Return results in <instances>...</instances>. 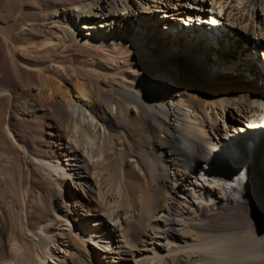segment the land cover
<instances>
[{
	"label": "bare ground",
	"instance_id": "6f19581e",
	"mask_svg": "<svg viewBox=\"0 0 264 264\" xmlns=\"http://www.w3.org/2000/svg\"><path fill=\"white\" fill-rule=\"evenodd\" d=\"M157 11L173 41L210 53L218 50L210 40L223 41L238 56L220 57L207 74L185 56L168 59L149 48L164 45L153 36ZM216 23V34L203 33ZM81 26L90 36L80 38ZM240 33L257 43L252 51L264 49V0H0V57L17 89L0 85V264H264V133L246 129L264 116L263 52L254 69ZM20 67L46 92L24 82ZM73 102L105 129L98 148L108 162L119 149L125 156L124 181L116 177L107 195L97 187L98 199L79 183L78 193L60 180L47 189L59 168L45 162L65 155L79 125L92 148V124L72 118ZM16 117L45 125L42 137L23 135ZM19 153L49 169L25 166ZM102 165H91L95 186ZM91 223L120 225L137 250L120 252L116 238L113 250L86 246Z\"/></svg>",
	"mask_w": 264,
	"mask_h": 264
},
{
	"label": "rangeland",
	"instance_id": "374dc122",
	"mask_svg": "<svg viewBox=\"0 0 264 264\" xmlns=\"http://www.w3.org/2000/svg\"><path fill=\"white\" fill-rule=\"evenodd\" d=\"M192 2H193V0H190V3H192ZM155 14H156L158 21L155 25V28H154L155 30H154L153 36H155L156 38L163 41L164 45H160L159 43L156 42L157 39H155L152 41V43H150L149 48L165 54L168 57V59L181 60L182 59L181 57L185 56L186 59L193 65L194 68H198V70L204 71L207 74V73H209V70L213 69L212 66L214 65V63H216V61L218 62L220 60V57H223L224 60H226V62H228L229 60H231V58L235 57L236 55L238 56V50L239 49L236 48L237 46H235L236 49H234L231 52L232 47L226 48L225 45H222L223 41H213V40L209 41L210 45L213 44L215 47H218V50H214L212 48L214 50L213 53H210L208 47L201 45V44L197 45V44H193V43H191V44L188 43L189 44L188 45V44L184 43L185 44L184 45L183 43L178 42L177 39H176V41H173L174 39L170 38L171 34L169 33L168 25L165 23L166 18L164 19L161 17V15H162L161 12H156ZM174 23H176L178 25L180 24V27L182 29H184L183 25H181L180 20H175ZM196 27L198 28V27H200V25H196ZM88 30L82 26L79 27L78 31L80 33L79 34L80 38L90 36L91 31H88ZM129 31L131 32V30H129ZM164 34H166V35H164ZM172 36H173V34H172ZM253 42H255V41H253L250 38V36L245 35L244 33H240V39L238 41L239 46L242 44L244 46L245 50H249V51L251 50L252 51V48L254 47L253 45L257 44V43H253ZM203 47L208 49V50L204 51L202 49ZM172 48H176L177 51L175 53H173V51H171ZM199 52L202 53V55L201 54L197 55V53H199ZM209 54H210V57L208 58L207 55H209ZM258 54H259V51H257L256 54H254V52L252 51V57H253L254 62H253L251 67H253V68L254 67L258 68V67H256V63H257L258 58H259ZM19 70L21 71L20 74H21L24 82L30 84L31 86L37 85L41 88V90L43 92H46L45 80L39 78L36 75L26 73L25 71L22 70V68ZM220 78L229 80L230 82H233L229 78V76H226V74L220 76ZM234 78H236V77H234ZM0 85H1V87L5 88L6 90H10L12 92L14 90L15 91L17 90V89H14L15 85H14L13 80L5 72V66L1 60V57H0ZM252 87L254 88L253 85H252ZM253 88H252V90H253L252 92H254ZM25 93L26 92L24 91V93H23V90H22L21 94H19L20 96L19 95L17 96L18 102H22L24 100V98L26 97ZM253 94H255V93H253ZM73 98L76 99V95H73ZM71 103H70V105H68V107L67 106L66 107L71 112L72 118L77 120L79 124L82 121V123H81L82 125H84V123H88V122H91V124H92L95 137H94V141L92 144L91 151L86 152L85 146L83 147V145L80 142L81 137H82V133H83V131H82L83 126L78 124L79 126L77 128H75L73 135L70 136L68 139H66L67 145H66V149H65V155L62 156L61 159H59L58 161H53L50 163L45 162V163H48L49 164L48 165V164H45L44 162H42L40 160L34 159L30 155H28L27 158H25L22 153H19V155L22 157L25 166L27 165V163L29 161H32L35 165H37L43 169H46V170L49 169L48 167H46L47 165L48 166H50V165L51 166H57L59 168L55 172H52L51 170H49L51 172L52 176L50 175V179L48 177L49 182L47 181V189L50 192L57 190L56 180H58V181L60 180V181H63L64 183L67 182L69 184V187H70L72 193H78L79 192V190H80V185H78V183H79L82 185L83 189L88 191L95 199H98L97 187L100 188L102 192H104L103 194L107 195V193L110 192V189H111L110 188V186H111L110 182L115 183L116 177L118 178V177L123 176V177H121V179L124 181V179H125L124 176H126V174H125L126 173L125 172V169H126L125 156L123 154V151L121 149H119L118 150L119 153L117 152L118 157L116 155L113 158V160H115V161L112 160V161L108 162V159H106V158L109 157V154L108 153L105 154V148H103L104 150L102 149L101 152L99 151V148H98L101 145H103V143L105 141V132H104L105 129L98 123L96 118H94L90 114H87V112L83 111L86 108V106H84V104L81 105V103H78V102L77 103L73 102V104H71ZM41 108L43 110H45L44 107H41ZM37 112L40 113V112H42V110H39ZM3 115H4V113H0L1 117ZM84 115H86V116H84ZM14 121L16 122V125L18 126L20 132L22 131L21 133L23 135L30 137V138H34L35 140L42 137L43 132L46 129L45 125H43L42 123H40L36 119L35 120L34 119H23L21 117H16ZM83 121H85V122H83ZM72 139L76 140L75 143H73ZM33 148H34V151L36 153L39 151V148L37 146L33 145L32 149ZM4 150H5V147L3 146V144L0 143V152L3 153L2 151H4ZM120 152H122V153H120ZM92 164H100V165L104 164V165H102V168L100 170L102 173V174H100L102 176L101 180L99 178H97L99 180L96 181V185H98V186H95L93 183V180L95 179V174L91 169ZM23 170H25V168H23ZM23 172H25V171H23ZM117 180H119V179H117ZM100 183H102V184H100ZM100 185L103 187H101ZM153 192L154 191H152V193ZM110 210H112V209H110ZM110 210H109V212H110ZM101 213L102 214H100V217L104 220L107 219L108 212L105 211V212H101ZM219 213L224 214L223 212H219ZM228 216H231V215L229 214ZM236 216L239 217L240 215L236 214ZM78 217H81V216L78 215ZM217 217H218L217 214H212V218H217ZM93 224L94 223L89 224L88 231L81 235L82 241L86 244V246L90 247V246H92L90 243H93V244L97 245L98 247H101V248L109 251L111 249L112 250L114 249V246L117 244L116 240H118L120 252L121 251H126V252L133 251V252H135L137 250L136 246H134L130 243L127 244L128 243L127 239L125 237H123L122 232H121L123 228L120 225L112 224L108 230V229L102 228L101 224L100 225H95V224L93 225ZM97 224H99V223H97ZM67 225L70 228H73L74 230H82L83 229L82 227L74 225L73 223H70V224L67 223ZM94 226H96L95 229H93ZM48 229H50V231L53 230L52 227H48ZM38 231H39V234H41V235L46 234L48 236V233H46L44 230H37V232ZM120 232H121V234H120ZM46 235H44V236H46ZM115 238H116V240H115ZM130 238H128V239L132 240L133 236H130ZM206 245H209V242L208 243L206 242V244L204 246H206ZM204 252H207L206 247L204 249ZM152 263L153 262H151V264ZM153 264H155V262ZM160 264H163V263H160Z\"/></svg>",
	"mask_w": 264,
	"mask_h": 264
}]
</instances>
